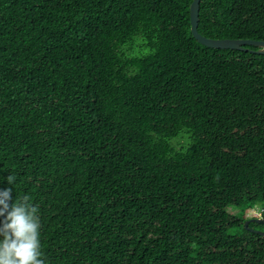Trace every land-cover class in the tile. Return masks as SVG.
Listing matches in <instances>:
<instances>
[{"label":"trees","instance_id":"1","mask_svg":"<svg viewBox=\"0 0 264 264\" xmlns=\"http://www.w3.org/2000/svg\"><path fill=\"white\" fill-rule=\"evenodd\" d=\"M192 2L0 0V190L46 264H264V55L198 43ZM199 32L264 41V0Z\"/></svg>","mask_w":264,"mask_h":264},{"label":"clouds","instance_id":"2","mask_svg":"<svg viewBox=\"0 0 264 264\" xmlns=\"http://www.w3.org/2000/svg\"><path fill=\"white\" fill-rule=\"evenodd\" d=\"M15 181L16 176L8 175L9 185ZM38 213L39 208L33 205L30 196L12 202V188L0 190V264H46Z\"/></svg>","mask_w":264,"mask_h":264},{"label":"water","instance_id":"3","mask_svg":"<svg viewBox=\"0 0 264 264\" xmlns=\"http://www.w3.org/2000/svg\"><path fill=\"white\" fill-rule=\"evenodd\" d=\"M201 1L202 0H193L190 6L191 33L198 43L212 49H230L264 55V41L251 39H212L203 36L199 32ZM252 47L257 48V50H253ZM250 222L264 224V218H252L251 220L246 221L245 226L248 227ZM253 231L261 236H264V232L262 231Z\"/></svg>","mask_w":264,"mask_h":264},{"label":"rangeland","instance_id":"4","mask_svg":"<svg viewBox=\"0 0 264 264\" xmlns=\"http://www.w3.org/2000/svg\"><path fill=\"white\" fill-rule=\"evenodd\" d=\"M186 142V140H180L179 142L177 141L176 143H181V144H183V143H185ZM175 143V144H176ZM256 211L255 212H251L250 211V213L248 214V217L249 218H252V216H258V217H261V214H262V211L260 210V209H255ZM262 218V217H261Z\"/></svg>","mask_w":264,"mask_h":264}]
</instances>
